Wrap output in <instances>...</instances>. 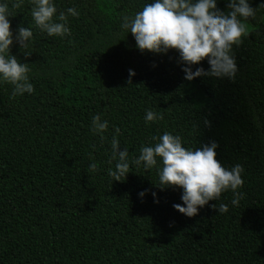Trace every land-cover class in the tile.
<instances>
[{"label":"trees","instance_id":"obj_1","mask_svg":"<svg viewBox=\"0 0 264 264\" xmlns=\"http://www.w3.org/2000/svg\"><path fill=\"white\" fill-rule=\"evenodd\" d=\"M256 1L232 48L235 76L189 81L177 50L141 52L122 28L154 0H52L67 15L63 38L35 25L31 0H0L11 13L8 55L28 64L34 87L13 96L0 79V264H264V0H247ZM229 3L217 7L227 14ZM20 27L33 31L26 48ZM190 67L210 70L207 58ZM149 110L163 119L146 122ZM165 132L189 150L215 143L225 169L242 165L238 205L229 190L194 217L178 212L183 189L161 190L160 159L151 169L133 162ZM113 137L129 153L121 181L109 175Z\"/></svg>","mask_w":264,"mask_h":264},{"label":"clouds","instance_id":"obj_2","mask_svg":"<svg viewBox=\"0 0 264 264\" xmlns=\"http://www.w3.org/2000/svg\"><path fill=\"white\" fill-rule=\"evenodd\" d=\"M34 5L32 16L35 25L48 36L65 37L71 35L68 27L67 15L60 12L52 0H31ZM8 4H0V79L13 86L12 95L32 94L33 84L29 82L28 64L18 62L10 53L13 44V33L8 17L11 13ZM13 8H20L21 3H14ZM230 12L225 14L217 7V0H154L138 12L133 19L124 18L123 29H130L141 52L167 53L170 49L178 51L180 60L188 65L182 70L189 81L203 75L218 78H233L237 66L232 56L233 45H240L242 37H246L248 29L242 19L254 18L253 9L247 0H230ZM68 15L78 16L75 8L67 9ZM59 21V22H57ZM33 37V31L28 27H20L16 40L21 48H26ZM207 58L210 70L205 72L202 67L192 71L191 65H198ZM135 72L129 70L132 77ZM128 83H131L129 79ZM146 122L163 119V116L149 110ZM93 131L103 133L108 128L107 121H101L99 115L93 117ZM119 133L120 129H115ZM103 139V136L101 137ZM156 140V137H153ZM113 158L118 155L119 162L116 170L109 169V175L115 181H121L129 173L128 150L119 151L120 142L113 137L111 141ZM217 145L212 143L202 149L189 150L182 146V138L165 132L158 138L154 146H142L140 156L133 161L139 165L144 162L145 169H151L162 162L159 169V186L161 190L167 187L183 189L181 199L183 205L174 204L173 207L187 217L198 214L199 208L212 200H220L222 193L231 190L234 198L231 203L238 205L242 193L238 192L243 184L242 165L225 169L216 160ZM90 170L96 171L97 165L91 164ZM141 197L144 192L139 194ZM156 194L153 193V196ZM158 203V201H157ZM217 208V205H212ZM228 205L221 203L219 213L228 212Z\"/></svg>","mask_w":264,"mask_h":264},{"label":"rangeland","instance_id":"obj_3","mask_svg":"<svg viewBox=\"0 0 264 264\" xmlns=\"http://www.w3.org/2000/svg\"><path fill=\"white\" fill-rule=\"evenodd\" d=\"M257 3H258L257 1L254 2V3L251 5V7L254 9V7L257 6Z\"/></svg>","mask_w":264,"mask_h":264}]
</instances>
